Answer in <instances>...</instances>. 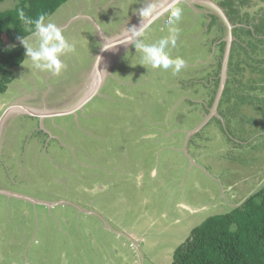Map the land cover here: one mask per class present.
I'll return each instance as SVG.
<instances>
[{
  "label": "rangeland",
  "instance_id": "374dc122",
  "mask_svg": "<svg viewBox=\"0 0 264 264\" xmlns=\"http://www.w3.org/2000/svg\"><path fill=\"white\" fill-rule=\"evenodd\" d=\"M185 1L171 49L186 61L178 74L142 64L130 44L87 103L56 116L83 99L82 74L102 51L96 34L139 28L147 0H85L78 8L89 9L99 28L83 17L70 29L62 22L75 51L62 59L60 75L31 61L15 68L0 94V116L16 101L48 114L50 128L37 117L28 122L20 106L9 107L15 113L5 130L0 118V264H171L192 228L264 184V61H250L258 73L242 70L245 51L264 58V34H252L264 0H231L229 11L219 0ZM155 2L158 12L167 0ZM71 12L78 17L75 7ZM167 15L147 24L146 43L168 34ZM226 20L251 30H232L228 53Z\"/></svg>",
  "mask_w": 264,
  "mask_h": 264
},
{
  "label": "trees",
  "instance_id": "16d2710c",
  "mask_svg": "<svg viewBox=\"0 0 264 264\" xmlns=\"http://www.w3.org/2000/svg\"><path fill=\"white\" fill-rule=\"evenodd\" d=\"M6 1L0 0V93L5 92L8 84L14 80L15 68H25L23 63L29 62L20 38L31 35L28 29L34 26L24 25L19 19V10L22 9L33 20L40 14H46L49 19L66 0H14L13 6L10 5L12 7ZM219 1L223 7H231V0ZM238 23L240 24L236 21ZM232 30L251 34V30L244 26L236 25ZM253 33L264 34V18H259L256 27H253ZM243 36L245 34L239 37ZM224 45L222 42L223 47ZM245 54L246 65L242 70L260 72L257 67H249L250 61H264V58H259L253 52L245 51ZM171 264H264V184L240 205L224 214L209 216L192 228L189 236L174 249Z\"/></svg>",
  "mask_w": 264,
  "mask_h": 264
},
{
  "label": "clouds",
  "instance_id": "9594fccd",
  "mask_svg": "<svg viewBox=\"0 0 264 264\" xmlns=\"http://www.w3.org/2000/svg\"><path fill=\"white\" fill-rule=\"evenodd\" d=\"M181 1L167 0L168 3L166 2L167 10L164 11V13L168 11L166 19L168 34L166 36L160 38L154 43L145 42L144 37L148 30V25L144 21L157 15L158 6L155 0H147L145 6L139 11V15L144 20L143 23H140L139 28L132 27L126 29L127 37L123 41V43H130L135 49L140 50L142 53V64L148 65L152 69H171L174 75L178 74L186 67V61L182 57L177 56L173 58L171 55V49L176 47L180 35L178 24L182 19L184 11L183 7L180 5ZM164 5L165 4H163L159 10ZM18 15L19 19L23 21L25 26H34V28L28 29L31 32L32 37L35 38L32 43L25 39L30 35L25 38H20L21 43L26 49L25 55L31 60L32 66L40 72H47L56 76L60 75L67 67L62 60V57L75 51L74 43L69 42L64 35L63 29L58 27L55 23L50 22L46 14H40L37 19L33 20L27 17L25 12L21 9L19 10ZM93 89L94 87L92 90ZM2 93L4 92H1L0 94ZM17 106H20L21 109H28L19 104H16V107ZM9 107H13L12 104H9ZM13 111H10L8 116L14 114L15 112L12 113ZM21 112L23 113V116H30V114L25 111ZM5 119L3 120L4 130L6 129ZM1 130L0 127V132Z\"/></svg>",
  "mask_w": 264,
  "mask_h": 264
},
{
  "label": "crops",
  "instance_id": "0c3cea01",
  "mask_svg": "<svg viewBox=\"0 0 264 264\" xmlns=\"http://www.w3.org/2000/svg\"><path fill=\"white\" fill-rule=\"evenodd\" d=\"M84 1L85 0H70L69 2H66L65 5H64L63 12L60 11L56 15V17H50L48 20L50 22H52V23H55L60 28H62V27L65 28L64 25L62 24V22L66 21V26H68L67 28L70 29L71 26H75V24L77 22H79V19L81 17H83L86 22L87 21L90 22L91 25L96 24V27L98 26V28H99V25L96 22L92 21L90 19V17H88L89 14L85 13V11H88L89 13H92V12H90L89 9L85 10V8L83 6H81V8H78L80 6V4H82V2H84ZM98 6L99 5H95V9ZM72 7H75L77 9V11H78V17H76L75 19L73 17V14H71V17L69 16V13H72L71 12V8ZM82 23H83V26H84V22H82ZM140 23H143V20H141ZM77 26H80V24L77 25ZM77 28L78 27H76V29ZM123 28H124V32L125 33H117L118 32L117 31V32H113L112 35H109V34L103 32L102 29H100V31L96 34L98 40L100 41V44H101L100 48H102V51L99 54H98V51H97V53L95 54V58H94V60H93V62L91 64V67L84 73V75L82 74L81 82H83V85H82V83H80V85H78V87L81 86L80 94L83 93V97L82 98H85L86 96H88V98L86 100H90V98L94 95L96 90L102 85V83H103L105 77L107 76V74L110 73V71H111L110 64L116 63L118 61V59H119V53H124L126 51V49L129 48L130 43H123L120 40V38H125L126 39V37H127V30H126L127 28L126 27H122V29ZM65 30L66 29H64V31ZM27 38H25V39H27ZM120 48L121 49L124 48V50L120 52ZM69 54L65 55L62 59H64V58L66 59V57ZM114 58L117 59L116 62H115ZM112 59H114V60H112ZM27 61H31V60L29 58H27ZM48 74H50V73H48ZM52 76L56 77V75H52ZM78 87H77V89H78ZM93 87H94V89L92 90ZM68 95H71V94L69 93ZM57 100H60V99H57ZM57 100H55V101H57ZM12 106L16 107V104L12 103ZM36 114L34 115V114L30 113V116H33V117L36 116L37 117ZM30 116H25V118L28 119V122H29ZM44 116H47V115H44V114L41 115L42 118ZM183 129H187V128L183 127ZM59 130L63 131L64 128L59 127ZM3 139L4 138L1 137L0 149H1V145H5V143H2ZM7 152H8V149H5V152H4V157L5 158H8ZM78 163H80V162H78ZM81 163H82V160H81ZM91 175L94 176L93 174H91ZM110 181H111V183L109 184V187L111 188L110 185L114 184L115 181L114 180L112 181V179ZM106 187H107V185L104 183L103 187L101 188V190L103 188H106ZM113 191H114V193H117L118 190H113ZM17 192H14V195L19 196L17 194ZM24 197L28 198L27 195H25ZM80 200H84V199H80ZM91 201H93V200H90V201L89 200H84L83 204L91 203ZM93 205H95V204H93ZM80 210H81L80 213H83V212L87 213V209L86 208H80ZM101 213H103L105 215H110V212H106L104 210H102ZM130 234L133 235L132 233H130Z\"/></svg>",
  "mask_w": 264,
  "mask_h": 264
},
{
  "label": "water",
  "instance_id": "95a60500",
  "mask_svg": "<svg viewBox=\"0 0 264 264\" xmlns=\"http://www.w3.org/2000/svg\"><path fill=\"white\" fill-rule=\"evenodd\" d=\"M181 1V0H180ZM168 3V2H167ZM167 3H165V5L157 12V15H155V16H153L151 19H149V20H146L145 21V23L146 24H148L149 22H151L153 19H155V17H159L162 13H164V11H166L167 10ZM215 5V4H214ZM218 9H220V11H221V13H222V15L225 17V19H226V15H225V13H224V11H222L223 9L222 8H220L218 5H215ZM222 9V10H221ZM226 23H227V28H228V30H229V36H230V40H228V42H226V47H228L227 48V51H226V53H228L229 52V49H230V46H231V40H232V35H231V31H232V25L229 23V22H227V20H226ZM120 40H121V42H123L124 40H125V38H120ZM88 98V96H86L85 98H83V99H81V100H79V102L76 104V106L77 107H80V105L84 102V100L85 99H87ZM9 109V108H8ZM6 110L5 112H4V114H3V116H0V118L1 119H5L7 116H8V114L10 113V110ZM23 109H25V108H23ZM64 110V109H63ZM62 110V111H63ZM23 111H25V112H27V113H34L35 111H31L30 109H25V110H23ZM37 114V116H41V115H43V113H41L40 111H37L36 112ZM50 114H54V113H49V115ZM35 115V114H34ZM44 115H48V114H44Z\"/></svg>",
  "mask_w": 264,
  "mask_h": 264
},
{
  "label": "flooded vegetation",
  "instance_id": "af4514ba",
  "mask_svg": "<svg viewBox=\"0 0 264 264\" xmlns=\"http://www.w3.org/2000/svg\"><path fill=\"white\" fill-rule=\"evenodd\" d=\"M72 95V94H71ZM55 96V93L54 92H51L49 95H48V99H50V98H53ZM70 96V95H69ZM55 100H57V99H55ZM89 100H84V102L81 104V105H84L85 103H87ZM56 102H60V100H57V101H54V102H52V103H56ZM71 102L72 101H70V106H69V104H68V107L66 108V109H64L63 111H62V109L61 110H59V111H61V112H58L57 113V115L56 116H63V115H68V114H70V113H72L73 111H76V109L78 108L76 105H75V103H73L72 102V104H71ZM42 104H44V103H41V105ZM49 104V103H48ZM48 104H46L48 107H55V104L54 105H52V106H50V105H48ZM56 104H58V103H56ZM45 105V104H44ZM80 105V106H81ZM57 106V105H56ZM71 107H73V108H70ZM69 108V109H68ZM73 110V111H72ZM54 115V114H53ZM51 116V115H50ZM34 117H36V116H34ZM51 117H54V116H51ZM37 118H39V120L40 119H42V121L44 120V122L48 119V118H50L49 116H44L43 118L41 117V116H37ZM39 124H40V122H39ZM45 127L47 128V129H49L50 128V124H47L46 122H45ZM54 138V137H53ZM77 147V146H76Z\"/></svg>",
  "mask_w": 264,
  "mask_h": 264
}]
</instances>
